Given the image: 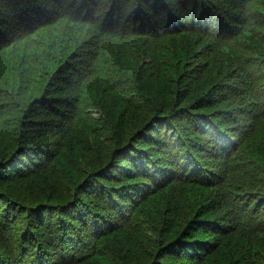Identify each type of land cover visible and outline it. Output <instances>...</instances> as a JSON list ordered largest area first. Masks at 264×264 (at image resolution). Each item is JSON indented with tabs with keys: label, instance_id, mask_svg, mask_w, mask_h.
<instances>
[{
	"label": "trees",
	"instance_id": "trees-1",
	"mask_svg": "<svg viewBox=\"0 0 264 264\" xmlns=\"http://www.w3.org/2000/svg\"><path fill=\"white\" fill-rule=\"evenodd\" d=\"M0 86V264H264V0H0Z\"/></svg>",
	"mask_w": 264,
	"mask_h": 264
},
{
	"label": "rangeland",
	"instance_id": "rangeland-1",
	"mask_svg": "<svg viewBox=\"0 0 264 264\" xmlns=\"http://www.w3.org/2000/svg\"><path fill=\"white\" fill-rule=\"evenodd\" d=\"M13 57V54H11V53H9L8 55H6V57H5V59L3 60V62H7V61H9V62H14L15 60H14V58H12ZM14 61H13V60ZM1 88H3V87H1L0 86V89ZM6 99H9V97H7L6 95H3V94H0V102L1 101H5ZM101 105L104 107V105H107L106 106V108H103L106 112L105 113H107V112H109V116H110V118H108V120L112 123V122H114V119L112 118V115H115L114 113H112V110H111V108L109 107V102L107 101V98H104L103 100H102V103L100 104V107H101ZM89 110L91 111V115H93V116H97V114H99L100 113V109L98 108V107H95V108H89ZM3 116H1L0 117V124H2L3 123V118H2ZM8 117V116H7ZM115 118V117H114ZM84 132L85 133H88V131H86V130H84ZM116 133L118 134V131H117V129H116ZM85 137H86V139H87V141L89 142L90 140H93L95 137L93 136V135H91V134H86L85 135ZM102 137V136H101ZM77 142H75V145H76V147H77V149L79 150V147H78V143L76 144ZM17 186H19V184H17ZM122 237H124L123 235H121Z\"/></svg>",
	"mask_w": 264,
	"mask_h": 264
}]
</instances>
